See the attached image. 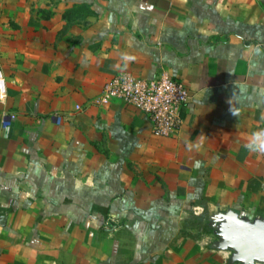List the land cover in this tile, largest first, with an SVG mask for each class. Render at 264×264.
<instances>
[{
    "label": "crops",
    "instance_id": "1",
    "mask_svg": "<svg viewBox=\"0 0 264 264\" xmlns=\"http://www.w3.org/2000/svg\"><path fill=\"white\" fill-rule=\"evenodd\" d=\"M124 72L185 86L176 135L93 104ZM0 73V264H243L223 236L264 230V0H0Z\"/></svg>",
    "mask_w": 264,
    "mask_h": 264
},
{
    "label": "built area",
    "instance_id": "2",
    "mask_svg": "<svg viewBox=\"0 0 264 264\" xmlns=\"http://www.w3.org/2000/svg\"><path fill=\"white\" fill-rule=\"evenodd\" d=\"M5 96V84L0 73V102L5 100ZM188 98L185 86L165 72L152 79L137 78L124 72L104 86L93 104L101 107L111 101H120L145 114L155 135L172 137L182 125L180 110Z\"/></svg>",
    "mask_w": 264,
    "mask_h": 264
},
{
    "label": "water",
    "instance_id": "3",
    "mask_svg": "<svg viewBox=\"0 0 264 264\" xmlns=\"http://www.w3.org/2000/svg\"><path fill=\"white\" fill-rule=\"evenodd\" d=\"M227 245L236 250V256L243 264L254 261L264 263V230L245 228L237 234L223 236Z\"/></svg>",
    "mask_w": 264,
    "mask_h": 264
},
{
    "label": "clouds",
    "instance_id": "4",
    "mask_svg": "<svg viewBox=\"0 0 264 264\" xmlns=\"http://www.w3.org/2000/svg\"><path fill=\"white\" fill-rule=\"evenodd\" d=\"M249 148L255 150L254 145H251V144H250V145H249ZM260 150H261V151H264V145H261V146H260Z\"/></svg>",
    "mask_w": 264,
    "mask_h": 264
}]
</instances>
